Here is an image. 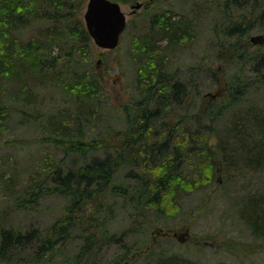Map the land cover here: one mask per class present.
<instances>
[{"label":"trees","instance_id":"1","mask_svg":"<svg viewBox=\"0 0 264 264\" xmlns=\"http://www.w3.org/2000/svg\"><path fill=\"white\" fill-rule=\"evenodd\" d=\"M118 1L130 3L132 0ZM85 2L0 0V130L12 129L18 147L19 140H28L24 146L27 151L33 147L45 150L50 140L65 152V159L70 155L84 159L80 165L72 160L66 169L59 165L47 178L46 154L40 162L41 170L33 171L25 181L19 182L17 196L0 212V263L47 264L48 255L49 259L60 256L65 244L76 238L82 239L83 245L75 258L81 260L102 249L107 242L116 244L115 235L106 227L111 198H121L122 203L128 205L126 215L132 221L144 215L161 217L167 207H180L178 193L207 187L215 181L216 173L230 163L224 141L219 140L215 146L217 152L207 145L205 137L191 145L184 140H173L184 121L172 123L178 117L162 112L169 107L195 105L191 102L196 96L190 91V80L164 65L155 50L149 52L139 71V87L144 92L135 110H126L123 129L113 131L105 139L86 140L85 119L80 115L71 116L55 109L47 116V94H55L56 88L65 86L70 93L78 90L92 97L98 92V81L89 72L79 70L84 49L91 40L80 17ZM222 8L220 24L223 27L220 39L213 45V57L222 59L220 54L227 52L231 68L244 75L242 79L229 77L227 84L217 81L218 91L209 98H200L198 109L192 115L199 127L204 117L209 116L207 113H212L211 108L217 106L212 105L216 100L223 102L217 106V112L221 113L241 101L256 83L264 82V50L259 48L264 42L254 44L248 40L254 31L259 33L255 36L264 38V0H223ZM162 26L163 34L176 35L179 29L175 23ZM52 46L58 47L56 55L47 58V50ZM251 47L255 48L249 52ZM73 50L80 57H76ZM215 75L216 72L209 79L215 81ZM75 102L78 99L74 98ZM260 117L248 113L243 119L245 123L234 118L226 126L227 131L241 136L240 151L244 157L240 155V160H250L246 166L251 169L264 167V119ZM20 126H39L42 133L35 135L36 138H27V134L18 129ZM251 127L257 131L250 132ZM47 128L53 137L47 138ZM195 132L197 136L202 133L201 130ZM185 144L187 148L183 147ZM32 158L23 154L20 159L27 162ZM191 159L195 161L193 176L184 173V164ZM18 161L14 157L5 166L6 172L17 168ZM4 176L2 172L0 183L13 188L17 183L15 175L7 180H3ZM122 177L128 184H122ZM49 193L67 196L69 203L48 229L21 231L5 223L13 213L35 212L41 198ZM251 200L240 211V216L253 234L264 240V198ZM162 231L158 229L155 234L172 236L163 235L172 230ZM163 258L159 260L162 264H178L173 255Z\"/></svg>","mask_w":264,"mask_h":264},{"label":"rangeland","instance_id":"2","mask_svg":"<svg viewBox=\"0 0 264 264\" xmlns=\"http://www.w3.org/2000/svg\"><path fill=\"white\" fill-rule=\"evenodd\" d=\"M114 1L121 5L127 21L118 46L112 50L100 49L90 40L79 65L80 71L89 72L98 81V92L92 97L78 93V90L70 93L68 88L64 89L65 86L56 88L55 94H47V116L55 109L71 116L80 115L85 119L86 140L99 137L105 139L113 131L123 129L126 110H135L144 92L139 87V71L143 69L142 65L149 57V52L155 50L164 65L171 66L177 70V74H181L180 77L190 80V91L196 96L195 101L190 100L195 105H186L184 108L169 107L162 112L164 115L178 117L172 123L184 121L180 123L173 140H184L191 145L205 137L207 145L215 151L219 140L224 141L223 146L227 150L230 163L216 173L215 181L207 187L190 193H178L180 207H167L161 217L144 215L132 221L126 215L128 205L122 203L121 198H111L110 214L107 216L109 224L106 227L115 235L116 244L107 242L102 249L95 250L77 261L75 258L83 245L82 239H71L63 247L60 256L50 259V255L47 256V264H162L159 260L163 256L167 258L168 255H173L178 264L186 261L188 264H264V240L256 237L240 216V211L249 200L264 198V167L251 169L246 166L250 160H240L241 136H236L234 131H227L226 127L236 116V121L245 123L243 119L248 113L264 119V82L256 83L241 101L221 113L217 112V106L223 102L216 100L212 105L217 106L211 108L212 113H207L209 116L204 117L200 127L192 118L193 112L198 109L200 98H209L210 94L218 91L217 81L227 84L229 77L242 79L244 75L231 68L227 52L220 54L222 59L213 57V45L217 44L216 39H220L218 36L221 34L220 28L223 27L220 24L223 0H132L130 3ZM136 2H141L143 7L132 13L131 6ZM86 3L87 0L80 13L81 19ZM162 23H175L179 28L176 35L163 34ZM256 34L259 33L254 31L249 34L248 40ZM254 48L251 47L249 52ZM259 48L264 50V45ZM57 49V46H52L51 50H47V58L55 56ZM73 53L80 57L75 50ZM214 72L215 81L209 79ZM74 98L78 99L77 103H74ZM17 120L20 125L21 121ZM198 127L202 132L199 136L195 135V131H199ZM18 129L25 132L27 138H36L35 135L42 133L39 126H20ZM251 131L257 129L251 127ZM48 137L53 135L47 128ZM255 137L260 139V136ZM19 142L18 147L14 143L12 129L0 130V175L5 172L3 180L15 175L17 182L13 188L11 185L6 188V185L0 183V212H4L11 205L13 197L17 196L21 186L19 182L25 181L33 171L41 170L40 162L46 154L47 178L59 165L66 169L72 160L77 165L84 162L77 155H70L65 159V152L54 146L50 140H47L45 150L33 147L27 151L24 146L28 140L21 139ZM186 144L183 147L187 148ZM175 145L179 146L176 143ZM23 154H29L33 158L24 162L20 159ZM95 154L102 155L100 152ZM14 157L16 161L19 159L18 167L11 168L13 172L10 168L6 172L5 166ZM194 164L192 159L186 162L184 173L193 176ZM121 172L124 174L125 170L122 169ZM120 181L128 184L123 177ZM49 183L47 181V185ZM68 203L69 197L49 193L41 198L35 212L13 213L5 219V223L21 231L31 228L44 231L61 217ZM158 229L174 232L188 229L189 238L186 240L185 237V241L181 242L173 236L162 237L155 234Z\"/></svg>","mask_w":264,"mask_h":264},{"label":"water","instance_id":"3","mask_svg":"<svg viewBox=\"0 0 264 264\" xmlns=\"http://www.w3.org/2000/svg\"><path fill=\"white\" fill-rule=\"evenodd\" d=\"M142 7L141 2L131 6L132 11ZM83 23L92 42L100 49H115L126 26V15L121 10V5L113 0H87L83 13ZM250 41L254 44L264 42L262 36H252ZM100 60L97 61V64ZM173 236L185 241L189 237L188 229L184 232H171ZM169 232L163 233V235ZM8 264V263H0Z\"/></svg>","mask_w":264,"mask_h":264},{"label":"flooded vegetation","instance_id":"4","mask_svg":"<svg viewBox=\"0 0 264 264\" xmlns=\"http://www.w3.org/2000/svg\"><path fill=\"white\" fill-rule=\"evenodd\" d=\"M142 7H143V4H142ZM135 12V11H134ZM133 11H132V13H134ZM176 239H177V237H175ZM188 238V237H187ZM177 240H179V239H177ZM187 240V239H186ZM180 241V240H179Z\"/></svg>","mask_w":264,"mask_h":264}]
</instances>
